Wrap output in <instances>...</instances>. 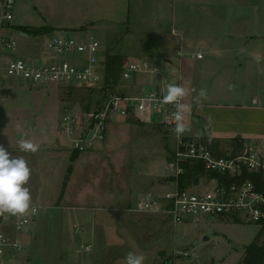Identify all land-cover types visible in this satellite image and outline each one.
Masks as SVG:
<instances>
[{"label": "rangeland", "instance_id": "374dc122", "mask_svg": "<svg viewBox=\"0 0 264 264\" xmlns=\"http://www.w3.org/2000/svg\"><path fill=\"white\" fill-rule=\"evenodd\" d=\"M12 24L17 55L24 58L27 51L49 50L44 39L65 30L69 35L80 34V30L95 33L105 54L119 53L124 62L150 53L158 59L172 58L182 47L202 50L203 60L196 59L190 70L184 66V77L196 91L183 101L192 105L185 120L190 131L183 135L219 139L227 153L232 152L238 136L244 140L243 152L252 148L264 153V0H16ZM45 26L54 29L30 37L19 29ZM182 36L190 40L188 45L179 41ZM131 82L121 77L117 88L126 90ZM201 88L207 90V99L196 104L194 97ZM35 91L20 78L0 80V144L16 145L23 135L39 146L36 153L19 147L8 150L27 161L31 177L26 186L32 206L39 208L24 238L21 264H27L26 256L28 264H71L87 255L94 264H125L128 252L143 255L144 264L243 261L247 245L260 229L257 223L201 217L175 225L165 215L130 210L136 189L158 187L173 174L168 163L175 140L166 126L131 118L112 123L100 145L95 142L79 150L86 157L79 164L71 161L76 149L64 141L66 135L62 137L63 116L71 112L84 115L98 108L103 93L80 86H47L33 97ZM11 103L43 106L34 121L32 116L12 118ZM48 103L53 104L51 114ZM32 109L27 113L34 115ZM48 121L58 131L56 141L46 138ZM39 129L46 133L42 135ZM83 130L79 128L74 137L82 136ZM64 183L67 187L62 194ZM113 193L114 204L94 205L96 194L107 197ZM83 206H100L95 212L101 218L87 223L89 217L78 216L85 212ZM89 244L91 251L85 250Z\"/></svg>", "mask_w": 264, "mask_h": 264}, {"label": "built area", "instance_id": "2783aa9c", "mask_svg": "<svg viewBox=\"0 0 264 264\" xmlns=\"http://www.w3.org/2000/svg\"><path fill=\"white\" fill-rule=\"evenodd\" d=\"M15 2L0 0V80L20 78L36 88L80 86L103 92L98 108L84 115L71 112L63 116L61 127L66 134L74 136L79 128H85L83 133L87 130L85 135L71 138L74 149L91 148L94 142L104 138L107 124L119 118L154 123V118L160 117L159 123L173 135L175 148L168 163L174 170L173 186L149 192L131 211L165 215L175 225L201 217L229 218L259 225L264 221V194L252 180L227 186L211 176V173L240 176L244 170L264 171V154L251 148L236 156L228 153L218 157L203 137L182 135L178 138L173 131L174 107L162 102V93L169 84L182 83L181 62L187 53L178 50L174 57L159 61L152 56L127 61L122 80L140 82L141 90L126 93L117 86L105 89V48L95 33L80 30V34L69 35L66 30L59 31L58 35L44 41L43 45H48L49 50H43L38 58L18 56L17 41L11 34ZM196 57L202 59L205 55L199 51ZM198 162L204 165L205 175H201L198 182L182 187L179 182L185 172L182 163ZM32 207L35 211L30 210L25 216L0 215V264H18L19 254L25 248L18 230L29 226L39 213L37 206ZM87 249L91 250V245H87Z\"/></svg>", "mask_w": 264, "mask_h": 264}, {"label": "clouds", "instance_id": "9594fccd", "mask_svg": "<svg viewBox=\"0 0 264 264\" xmlns=\"http://www.w3.org/2000/svg\"><path fill=\"white\" fill-rule=\"evenodd\" d=\"M259 60V57H257ZM196 89L190 81L171 83L166 92L162 93V102L173 105L171 113L175 127L173 129L179 138L185 132L190 131L186 124V114L192 111V105L183 102L190 92ZM207 99V90L201 88L194 97L196 104H201ZM19 149L23 152L36 153L39 146L30 139L20 135L17 140ZM31 177V169L23 157H13L10 152L0 144V215L5 213L13 216H25L29 211H35L32 207L30 189L26 186ZM90 251V249H87ZM145 257L134 252H128L124 257L125 264H144Z\"/></svg>", "mask_w": 264, "mask_h": 264}, {"label": "trees", "instance_id": "16d2710c", "mask_svg": "<svg viewBox=\"0 0 264 264\" xmlns=\"http://www.w3.org/2000/svg\"><path fill=\"white\" fill-rule=\"evenodd\" d=\"M19 29H21L22 32L28 33L31 36V34H35V35L47 34L51 32L54 28L53 26H45L42 28H34V29H31V28L29 29L27 27H20ZM125 64L126 62H124V57L121 54L111 53L107 51L106 70H105V89H112L118 86V83L122 77V71H123ZM90 90H94V89H90ZM102 98H103V94L100 99V103L102 101ZM89 109L90 108H87V110ZM205 140L207 141V143L210 144L216 156L218 157L227 156L228 153L226 150L222 148L221 140L216 139V138H213L212 140L205 138ZM243 142L244 140L241 137L234 138V141L232 143V146H233V150L231 152V154H233L232 156H236L239 153L243 152V145H244ZM79 153H80L79 150H76L75 153L71 157V161L77 160V158L80 155ZM170 159L172 160V157H170ZM182 166L184 167V170H185V172L181 174L179 177V182L182 187H186L192 182L194 183L198 182L201 175L203 176L206 173L205 167L201 162L185 163V164L182 163ZM72 168L73 167L70 166L69 171H68L69 173L72 172ZM211 176L218 178L221 182L225 183L227 186L234 182L241 183L247 179H250L256 184L258 190L264 194V171H256L254 173V172H248L247 170H244L240 176H237V175L229 176V175H222L220 173H211ZM170 179H173V177H171ZM66 187H67V184L64 183L62 194H64ZM242 260L243 261H241L240 264H264V221L260 222V229L258 233L256 234L253 242L247 245L245 249V254L243 255Z\"/></svg>", "mask_w": 264, "mask_h": 264}, {"label": "crops", "instance_id": "0c3cea01", "mask_svg": "<svg viewBox=\"0 0 264 264\" xmlns=\"http://www.w3.org/2000/svg\"><path fill=\"white\" fill-rule=\"evenodd\" d=\"M13 26V25H12ZM12 32V31H11ZM23 35L25 36V37H30V36H26L24 33H23ZM178 40V39H177ZM44 41H45V39H44ZM181 43H183V44H186V45H188V43L187 42H189L190 40L189 39H187V37L185 38L184 36H182L181 38H180V40H179ZM180 43V44H181ZM178 50H183L185 53H187L188 55L185 57V58H183V60H182V62H181V65H183V66H181L182 67V82H184V81H186V79H185V77H184V66H186V68H188L189 70L190 69H192L193 68V66H194V64H195V62H196V59L197 60H201V59H198L197 57H196V53L198 52H193V51H191V50H189V49H186V47H182V48H178L176 51H178ZM202 51V50H201ZM42 52H43V50H42V48H40L38 51H36V52H34V51H27L24 55H26L27 57L26 58H31V59H36V58H38L40 55H42ZM176 53V52H175ZM175 53H174V55H175ZM148 56H152V57H154L157 61H159V60H163V59H165V58H162V59H158L157 58V56L154 54V53H150V54H148ZM204 58H202V60H203ZM187 69V70H188ZM4 79H8V78H4ZM12 79V78H11ZM126 82H131V81H126ZM133 82V81H132ZM131 82V86H130V88H128V89H124L123 91H125L126 93H134V92H139L140 90H141V87L140 86H137V84H139L140 85V82H137L136 84H133ZM27 83V82H26ZM27 85H29L28 83H27ZM132 85H135V87L133 88L132 87ZM30 86V85H29ZM47 86H49V87H59V86H57V85H47ZM47 86H42V87H33V86H30V88L31 89H33V88H35V92L33 93L34 94V96L33 97H35L36 96V94L37 93H39V91L38 90H40L41 88H45V87H47ZM33 87V88H32ZM47 106H46V108L48 109V112H49V114H51V112H50V110H51V108L53 107V104L52 103H48V104H46ZM43 106V103H27V104H13V103H11V104H9V109H10V111L12 110V112H11V115H12V118H16V117H30V116H32L33 117V119H34V121H35V118L37 117L36 115L38 114L37 112L39 111V110H41V107ZM21 107H26V108H21ZM32 108H34L35 109V114L34 115H30L29 113H27V111H30V110H33ZM34 111V110H33ZM48 118V117H47ZM156 118H158V121L155 123H153V124H156L157 125V127L159 126V127H162V124H160L159 123V120H160V118L159 117H155L154 118V121L156 120ZM46 120H48V119H46ZM122 120H126V119H115L114 121H112V122H109L108 124H107V128H106V131H107V129L109 128V126L112 124V123H115V122H117V121H122ZM132 120V119H131ZM34 121H32V123H34ZM52 122H53V124H54V120H51ZM18 122H20V121H18ZM49 122V121H48ZM51 122V123H52ZM55 122H56V120H55ZM142 122V121H141ZM50 123V122H49ZM49 123H47V124H49ZM51 123H50V125L49 126H47L48 128H46V130H47V136H46V138H48V140H53V141H56V138H57V132H55L54 130H55V127H54V125H52V127H50L51 126ZM143 123H145V122H143ZM151 123V122H150ZM19 129H21V128H19ZM41 129V128H40ZM39 129V130H40ZM45 130V131H46ZM45 131H39L42 135L44 134V132ZM106 131H105V133H106ZM46 133V132H45ZM54 133H55V135H54ZM107 134V136H108V133H106ZM106 134H104V138L103 139H101V140H98V141H96V142H98L99 143V145L105 140V137H106ZM42 135H41V138L39 139V141L38 142H40V140L43 138L42 137ZM54 135V136H53ZM66 135V137H64ZM203 135H205V134H202V135H199V136H197V135H194V136H191V137H199V138H201ZM189 136V135H188ZM216 136L217 137H220V138H222V137H224V136H220V134H216ZM227 136H233V135H227ZM62 137H64L65 138V140L64 141H69V143L70 144H72L73 145V140L71 139L72 137H74L73 135H68V134H63V136ZM226 137V136H225ZM238 137V136H237ZM59 138H60V140H61V136L59 135ZM94 144H95V142H94ZM93 144V145H94ZM252 146V145H251ZM16 147H18V145L16 144V145H10V146H7V147H5L7 150H11V149H13V148H16ZM77 150V149H76ZM245 152V151H244ZM260 152V151H259ZM69 152H67V154H68ZM260 153H262V152H260ZM262 154H264V153H262ZM69 155V154H68ZM86 157H84V155H82V154H80L79 155V157L77 158V163H79V164H82L83 162H84V159H85ZM172 177V176H171ZM170 177V178H171ZM170 178H167L168 179V181H163V184H159L158 185V187H156L155 185H152V187H151V189H146V190H137L136 189V192L135 193H133L135 196H134V203H133V205H132V208L135 206V205H137L136 203L140 200V199H142L146 194H148L149 192H160V191H163V190H165V189H167V188H171L172 186H173V183H172V179H170ZM171 181V182H170ZM107 195V194H106ZM114 199H116V195H115V193H113V194H108L107 195V197H103V196H101V194L100 195H95L94 196V198H93V203H95L94 205H101V204H105V203H110V204H114ZM99 208H100V206H98V207H95V206H93V207H90V206H83L82 207V209L85 211V212H82V213H80V214H78V216H80L82 219L84 218V219H87L88 217H89V219H87V223L90 221V219L91 218H94V219H100L101 218V214H98V213H96L95 211H99ZM111 209V208H110ZM131 209V208H130ZM93 210V212H95V213H93V214H91V213H88V212H86V211H92ZM65 215V214H64ZM90 215H93L92 217H90ZM78 216L76 215V217L78 218ZM96 222H97V220H96ZM27 231H28V226L27 227H25V228H23V229H19L18 230V234L20 235V238L22 239V241L24 242V238H25V236H26V233H27ZM32 234V233H31ZM31 236V235H30ZM25 243V242H24ZM90 245V244H89ZM92 250V249H91ZM90 250V251H91ZM93 256V255H92ZM25 260H26V263L28 264V263H30V258L28 257V256H26L25 257ZM18 264H21V262H20V256H19V260H18ZM23 264V263H22ZM71 264H94V262H91V256L90 255H87V256H82V257H78V259H77V261L76 262H71Z\"/></svg>", "mask_w": 264, "mask_h": 264}, {"label": "water", "instance_id": "95a60500", "mask_svg": "<svg viewBox=\"0 0 264 264\" xmlns=\"http://www.w3.org/2000/svg\"><path fill=\"white\" fill-rule=\"evenodd\" d=\"M26 36H29V34L28 33H26V32H23ZM205 239H208V238H205Z\"/></svg>", "mask_w": 264, "mask_h": 264}]
</instances>
